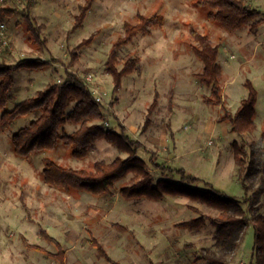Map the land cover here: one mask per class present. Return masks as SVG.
Returning <instances> with one entry per match:
<instances>
[{
  "label": "rangeland",
  "instance_id": "1",
  "mask_svg": "<svg viewBox=\"0 0 264 264\" xmlns=\"http://www.w3.org/2000/svg\"><path fill=\"white\" fill-rule=\"evenodd\" d=\"M30 1V19L34 25H43L40 38L45 44L29 41L19 12L27 0H6L0 8L17 12L10 17L0 12L7 23V44L0 50V63L13 65L26 57L59 61L39 71H13V85L9 90L12 102L34 96L50 81H64L72 49L77 59L66 68L83 77L100 103L104 119L97 123L115 130L121 125L132 139L142 143L145 150H139L138 155L147 162L155 179L159 178V171L151 165L150 158L183 168L223 194L242 200L245 193L231 145L233 141H243L248 152V144L252 143L259 167L252 185H264V136L261 134L264 132V23L254 30L243 27L227 31L208 21L207 10L198 7L195 0H95L83 26L69 32L77 4L83 0ZM244 1L260 10L264 18V0ZM138 13L161 15L163 23L153 27L150 34H137L119 49V58L130 54L140 60L137 69L123 76L120 88L113 91L105 61L112 42L123 34L124 22L136 23ZM190 27L205 32L214 45H219L220 85L227 110L234 112L246 96V79L254 86L257 99L253 132L243 136L231 133L226 123L218 122L222 107L203 103L202 96L209 89L195 77L202 63L189 48L193 43ZM94 31L97 34L88 45L75 49ZM154 93L158 95L157 105L149 125L144 126ZM71 108L72 104L68 110ZM31 116L19 117L8 129L0 130V264H59L50 255L57 252L56 246L43 239L39 229H44L65 249L66 264H109L97 255L91 239L100 243L110 259L119 264H205L200 259L203 253H223L215 242V228L211 224L206 223L197 230L176 226L202 213L218 215V211L205 204L171 196L160 201L125 200L118 189L129 183V176L118 180L110 195L67 194L47 185L41 175L44 157L65 166L90 168L97 160L109 162L116 157L126 158L127 154L100 140L82 159L72 158L61 143L55 151L39 152L29 160L23 159L13 153L10 136L26 125ZM77 127L65 124L63 130L70 133ZM198 187L205 188L202 183ZM242 207L246 209L247 204L242 202ZM257 211L264 215V205ZM247 215L250 218L251 213ZM22 237L44 251L26 248ZM252 245L253 232L249 225L239 249L226 253V264H252Z\"/></svg>",
  "mask_w": 264,
  "mask_h": 264
},
{
  "label": "trees",
  "instance_id": "2",
  "mask_svg": "<svg viewBox=\"0 0 264 264\" xmlns=\"http://www.w3.org/2000/svg\"><path fill=\"white\" fill-rule=\"evenodd\" d=\"M95 0H83L77 4V12L74 15L69 32L83 26L86 13L91 9ZM198 7L207 10V20L219 24L227 31H234L243 27L250 30L264 23L262 12L251 7L244 0H195ZM31 1L19 12L25 23V31L29 41H35L39 45L45 44L40 38L42 24L34 25L30 19L28 10ZM0 12L10 17L17 12L15 9L1 7ZM137 22L132 24L124 22L123 34L117 37L111 44L106 61L105 71L112 78L113 91L121 86L123 76L137 69L138 56L130 54L119 58V49L132 41L137 34H150L153 27H160L163 23L161 15L149 16L136 14ZM97 32H93L76 46L88 45ZM189 35L193 43L189 48L194 56L202 63V69L196 74L199 83L209 89L207 95L202 96V101L209 107H222V115L218 122H224L229 126V131L238 136L251 133L256 129V99L257 92L249 79L244 81L247 94L240 101L234 112L227 110L223 103L222 67L218 62L219 45H214L205 32H200L195 27H190ZM70 62L65 66L66 78L62 82L50 81L32 97L17 102L10 110L6 108L11 99L9 90L13 85V71L17 69L41 70L58 59L43 60L39 57H26L18 60L13 65L0 63V130L8 129L15 119L30 114H36L26 125L19 127L10 136L13 153L23 159L29 160L36 153L55 151L61 143L67 147L72 158L82 159L86 157L97 141L104 140L111 146L127 154L126 158L116 157L106 162L97 160L90 168H74L62 165L50 157L42 159L41 175L44 182L67 194L86 192L93 196L104 194L110 195L114 184L127 176L129 183L119 187L118 193L125 200L147 199L160 201L165 196L185 197L189 201L205 204L211 209L218 211L217 216L200 214L187 220L176 223V226L197 230L206 223L215 228V242L224 251L221 254L203 253L200 259L205 264H226V253L235 252L239 249L244 230L251 225L253 232L252 264H264V215L257 210L264 205V185L253 186L259 172L258 163L255 159L252 143L249 142V152L245 142L233 141L232 156L238 167L240 183L245 196L242 200L223 194L215 189L210 183L187 173L183 168H174L157 162L150 158L151 165L159 171V178L149 170L147 162L138 155V151L145 147L139 141L132 139L121 125L119 128L106 129L100 122L104 119L100 103L95 99L92 92L86 86L84 79L75 71L66 67L72 66L77 55L75 50H70ZM121 64L119 68L118 65ZM158 95L154 93L152 101L147 107L144 126L149 125L150 115L157 105ZM72 104L70 110L69 107ZM65 124L77 125L78 127L66 133L63 130ZM264 136V132L261 133ZM247 181H249L247 183ZM202 183L205 188L198 187ZM250 191V194H248ZM242 202L247 208L242 207ZM190 208L198 212L196 207ZM251 213L250 218L247 215ZM124 229V228H123ZM43 239L56 246L57 252L50 254L59 264H66L65 249L44 229H39ZM22 242L26 248L44 251L38 245L29 244L25 237ZM99 257L104 258L109 264H119L110 259L105 249L96 240L91 239Z\"/></svg>",
  "mask_w": 264,
  "mask_h": 264
},
{
  "label": "built area",
  "instance_id": "3",
  "mask_svg": "<svg viewBox=\"0 0 264 264\" xmlns=\"http://www.w3.org/2000/svg\"><path fill=\"white\" fill-rule=\"evenodd\" d=\"M6 0H0V4ZM6 30H7V23L4 18L0 15V50L6 46Z\"/></svg>",
  "mask_w": 264,
  "mask_h": 264
},
{
  "label": "crops",
  "instance_id": "4",
  "mask_svg": "<svg viewBox=\"0 0 264 264\" xmlns=\"http://www.w3.org/2000/svg\"><path fill=\"white\" fill-rule=\"evenodd\" d=\"M34 73H37V72H34ZM11 99H12V97H11ZM11 99L8 101V103H11V105L9 106V104L7 103V105H6V108L8 109V110H10V109H12L13 107H14V105L17 103V102H19V100H16V101H11ZM1 114V113H0ZM32 115V116H31ZM36 114L34 113V114H30V115H27V116H23L22 118H28L29 116H31L32 118H34V116H35ZM31 118V119H32ZM21 127V126H20ZM185 198V197H184Z\"/></svg>",
  "mask_w": 264,
  "mask_h": 264
}]
</instances>
